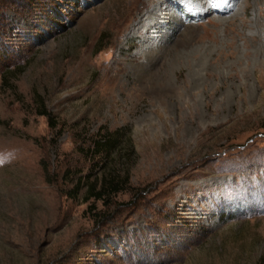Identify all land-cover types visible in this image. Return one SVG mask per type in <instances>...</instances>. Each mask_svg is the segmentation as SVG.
Here are the masks:
<instances>
[{"label": "rangeland", "instance_id": "1", "mask_svg": "<svg viewBox=\"0 0 264 264\" xmlns=\"http://www.w3.org/2000/svg\"><path fill=\"white\" fill-rule=\"evenodd\" d=\"M0 264H264V0H0Z\"/></svg>", "mask_w": 264, "mask_h": 264}, {"label": "trees", "instance_id": "2", "mask_svg": "<svg viewBox=\"0 0 264 264\" xmlns=\"http://www.w3.org/2000/svg\"><path fill=\"white\" fill-rule=\"evenodd\" d=\"M38 113L45 115L49 125L54 126V122L48 111H46L44 108H41L40 110H38ZM116 139V135H112L110 133L108 134V132H103L102 134H99L97 138H94L92 140V147L90 148V151H92L93 153H99L102 150L107 151L114 145ZM124 180L125 179H121L120 182H124ZM118 181L119 180L113 179L112 176H108L107 178L104 177L103 182L100 184L98 189H95V186L93 187V184L90 182L88 191H90V194H93L95 197H101L102 195H104V191L111 192L117 190V183H119Z\"/></svg>", "mask_w": 264, "mask_h": 264}, {"label": "bare ground", "instance_id": "3", "mask_svg": "<svg viewBox=\"0 0 264 264\" xmlns=\"http://www.w3.org/2000/svg\"><path fill=\"white\" fill-rule=\"evenodd\" d=\"M155 14V17L153 18V20L150 22V25H152L153 23H154V21H155V24L156 25H159V26H161V25H163L162 24V22H164L165 21V13L163 12V11H157V12H155L154 13ZM139 24V23H138ZM147 24H148V22H147ZM149 26V25H148ZM144 27H146V24L144 25ZM148 27H146V29H147ZM135 29V28H134ZM138 29V28H137ZM145 29V30H146Z\"/></svg>", "mask_w": 264, "mask_h": 264}]
</instances>
